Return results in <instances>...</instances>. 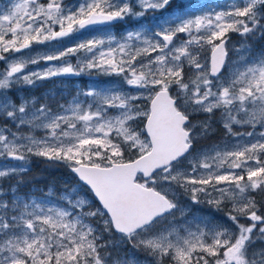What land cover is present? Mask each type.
I'll list each match as a JSON object with an SVG mask.
<instances>
[{"label": "snow or ice", "instance_id": "snow-or-ice-1", "mask_svg": "<svg viewBox=\"0 0 264 264\" xmlns=\"http://www.w3.org/2000/svg\"><path fill=\"white\" fill-rule=\"evenodd\" d=\"M171 5L0 3V264H140L134 254L111 256L116 236L154 264H264V247H255L264 242V201L253 195L264 193V52L229 48L232 34L264 38V0ZM128 20L135 26L117 36L114 23ZM33 45L47 50L33 55ZM93 71L132 90L93 80L55 107L11 96ZM216 123L223 137L197 148ZM32 157L64 162L84 198L25 190ZM178 194L228 209L230 224L184 218Z\"/></svg>", "mask_w": 264, "mask_h": 264}, {"label": "trees", "instance_id": "trees-1", "mask_svg": "<svg viewBox=\"0 0 264 264\" xmlns=\"http://www.w3.org/2000/svg\"><path fill=\"white\" fill-rule=\"evenodd\" d=\"M197 1L191 2H178L176 4L183 7L186 3L195 4ZM236 35L232 34V38ZM248 47L251 49V53H262L264 52V38L256 35L249 38L246 43ZM86 76H81L80 79H72L67 80L65 77L62 79L52 78L48 80L40 81L35 87H22L19 89H13L12 95L16 99L18 96L26 97V98H37L41 103L47 99L48 103H50L53 107L57 105V103L67 104L68 100L72 95H75V91L77 88L86 89L89 86V82L91 79H86ZM66 83H62L65 81ZM63 93V95H61ZM53 94L55 95V99H53ZM199 118H203L204 115H198ZM217 118H219L217 116ZM194 119V118H193ZM224 135L223 126L220 123H216L214 125V131L207 138L206 142H212L214 139L221 138ZM202 145H196L197 148H200ZM205 146V145H204ZM25 185V190L27 189H48L51 188L53 190L54 196H59L62 194L70 193L71 190L77 186H79L83 192H86V189L77 181V178L69 171V168L66 166L64 162L61 161H49L40 157H33L32 164L29 170L22 177ZM15 183V178L11 181H6L4 184V188L7 189L9 184ZM90 197V194H88ZM255 199L260 202L264 201V193H254ZM224 211L227 212L228 209L224 208ZM107 239V237H105ZM114 247L109 248V252H111V256L114 258H120L125 254L135 255L140 262H145L149 264H154V260L151 256L144 252H134L131 249L130 245H126L123 242H120L118 236L113 239ZM256 244L255 246H258ZM167 264V261L165 262Z\"/></svg>", "mask_w": 264, "mask_h": 264}, {"label": "rangeland", "instance_id": "rangeland-1", "mask_svg": "<svg viewBox=\"0 0 264 264\" xmlns=\"http://www.w3.org/2000/svg\"><path fill=\"white\" fill-rule=\"evenodd\" d=\"M180 1L181 0H172L171 8H169L168 11H171L172 8H176L177 7L176 4L178 2L180 3ZM182 1H183V3H185V2H191V1H197V0H182ZM230 2H231V0H200V2H197L194 5H197L198 7H202L203 5L216 6L219 10L220 8L226 7ZM202 10L206 11L207 9L202 8ZM155 15L160 16L161 13L157 12ZM127 22L129 25H131L130 27L135 26L134 21L128 20ZM115 34L117 36L121 35V34L119 35L117 32H115ZM88 38H90V34H88L87 32L82 33V34H75L73 37L65 39L62 46H68L71 43H75L78 39L82 40V39H88ZM248 40H249V38L245 40L244 38L236 35L234 38L231 39L230 44H229V48L231 49L233 46L236 48H240L241 45H246ZM46 50L47 49H46L45 45H33V48L31 49V53L33 55L43 54ZM251 54L259 55V53H256V54L251 53ZM237 58L238 57L235 54H233V52L230 50L229 51V59L235 60ZM69 59L73 65L76 64V58L75 57H71ZM50 63L59 64L60 62L55 61V62H50ZM3 67H4V65L2 63H0V70H3ZM43 67H45V63L43 61L38 65H30V68H32V69H38V68H43ZM81 76H86L87 77L86 79H91V82H89V86L93 82V80L100 81V82L108 81V82H116L117 85L122 86L129 91L132 90V89H129L127 85L123 84V80L121 77H118L115 75L105 76L103 74L97 73L96 71H93L91 73V75L82 74ZM81 76H71V77H65V78L67 80H72V79L76 80V79H80ZM55 78L62 79L63 77H55ZM66 79L62 83H66ZM89 86H87V88ZM11 96L15 100V98L12 94H11ZM198 115H202V114H198ZM198 115L194 116V120H204L206 118L205 116H203V118H199ZM218 117H219V115H218ZM207 138L202 139L201 143L198 145H202L201 147H204V145L206 146L208 144L219 142V140L221 139V138H217V139H214L212 142L204 143V141H206ZM32 158L30 161L29 168L31 167V164H32ZM40 158H42V157H40ZM73 189H76V191L75 192L71 191L70 193H67V195L75 196L77 198H84L85 193L83 192V190L79 186H77ZM177 199H178V204H179L180 209L183 210L184 218L192 219L194 217H197V218L203 217V218H206L208 220H212L215 223L230 224V221H228V219H227L226 212L224 211V208H222L221 210H216L212 205L204 202L203 200L200 203H196V202L192 201L187 195H183V194H178ZM176 216L179 218L181 216V212L177 211ZM120 242H122V241H120ZM256 244H259L258 246H255L256 248L264 247V242L257 241ZM107 251L109 252V249H107ZM109 253L111 254V252H109ZM153 260H154V258H153ZM140 264H149V263L140 262Z\"/></svg>", "mask_w": 264, "mask_h": 264}, {"label": "flooded vegetation", "instance_id": "flooded-vegetation-1", "mask_svg": "<svg viewBox=\"0 0 264 264\" xmlns=\"http://www.w3.org/2000/svg\"><path fill=\"white\" fill-rule=\"evenodd\" d=\"M0 3H3V0H0ZM131 25L128 24L127 21L125 22H118L117 25L113 26V31L117 32L119 35L122 34L125 30L130 28Z\"/></svg>", "mask_w": 264, "mask_h": 264}, {"label": "water", "instance_id": "water-1", "mask_svg": "<svg viewBox=\"0 0 264 264\" xmlns=\"http://www.w3.org/2000/svg\"><path fill=\"white\" fill-rule=\"evenodd\" d=\"M117 23H118V22L114 23V25L117 24Z\"/></svg>", "mask_w": 264, "mask_h": 264}]
</instances>
